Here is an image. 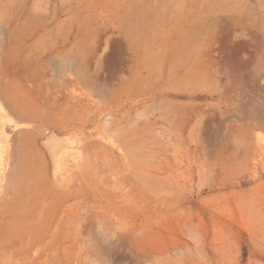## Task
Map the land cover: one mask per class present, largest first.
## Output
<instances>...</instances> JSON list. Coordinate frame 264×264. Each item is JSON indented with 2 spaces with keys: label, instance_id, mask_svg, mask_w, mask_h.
<instances>
[{
  "label": "rangeland",
  "instance_id": "1",
  "mask_svg": "<svg viewBox=\"0 0 264 264\" xmlns=\"http://www.w3.org/2000/svg\"><path fill=\"white\" fill-rule=\"evenodd\" d=\"M0 264H264V0H0Z\"/></svg>",
  "mask_w": 264,
  "mask_h": 264
},
{
  "label": "bare ground",
  "instance_id": "2",
  "mask_svg": "<svg viewBox=\"0 0 264 264\" xmlns=\"http://www.w3.org/2000/svg\"><path fill=\"white\" fill-rule=\"evenodd\" d=\"M77 100H79V99H77ZM61 132H63V131H61Z\"/></svg>",
  "mask_w": 264,
  "mask_h": 264
}]
</instances>
